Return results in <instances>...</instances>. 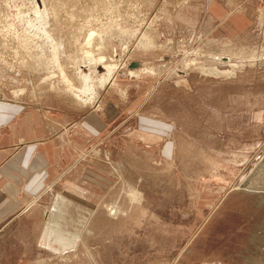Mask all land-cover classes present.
<instances>
[{
  "label": "rangeland",
  "instance_id": "1",
  "mask_svg": "<svg viewBox=\"0 0 264 264\" xmlns=\"http://www.w3.org/2000/svg\"><path fill=\"white\" fill-rule=\"evenodd\" d=\"M1 102L66 144L0 264H264V0H0Z\"/></svg>",
  "mask_w": 264,
  "mask_h": 264
},
{
  "label": "crops",
  "instance_id": "2",
  "mask_svg": "<svg viewBox=\"0 0 264 264\" xmlns=\"http://www.w3.org/2000/svg\"><path fill=\"white\" fill-rule=\"evenodd\" d=\"M227 15L225 13L224 18ZM224 18L221 21L226 23L231 17ZM1 105L2 102L0 103V221H3L17 214L24 207L27 198L32 200L37 193L42 192L51 172L61 168L62 156L60 157L59 150L61 148L65 150L66 143L65 137L48 142L45 129L40 125L36 128L26 125L25 133L17 132V125L15 127L12 125L11 131L3 128L6 126L5 123H8L7 120L11 121L15 115L6 113L3 108L1 109ZM59 135L60 133L57 137ZM16 138H26L27 141L17 149L13 147ZM50 162H54V165L51 166Z\"/></svg>",
  "mask_w": 264,
  "mask_h": 264
},
{
  "label": "bare ground",
  "instance_id": "3",
  "mask_svg": "<svg viewBox=\"0 0 264 264\" xmlns=\"http://www.w3.org/2000/svg\"><path fill=\"white\" fill-rule=\"evenodd\" d=\"M92 38V35L90 36V39ZM89 39V41H90ZM89 45V44H87ZM90 58V57H89ZM92 58V57H91ZM93 59V58H92ZM91 60V62L89 63L88 66H91V68H94V71L96 72L97 70V66L95 64L92 63V61L94 60ZM98 62V61H97ZM96 62V63H97ZM100 62V60H99ZM83 64H88V63H83ZM95 65V66H94ZM111 67H109V74L105 77L102 78V81H101V88L105 87L107 84H109V82L113 79V74H114V70L110 69ZM115 68V67H114ZM93 70V69H92ZM134 74V73H133ZM139 75V74H138ZM132 76V75H131ZM66 79V83L68 84L67 86L68 87H72V82H70L67 78ZM81 80H82V87L81 89H79L77 92L80 94L79 96L77 95H74L73 97L75 98V100H77V102H79V104H82V105H86L87 102H89V104H92L94 101L93 99L95 98L94 96L96 95L95 91V86H94V80H93V75L90 74L89 76H82L81 77ZM72 84V85H71ZM98 84V83H97ZM77 90V89H75ZM76 93V92H75ZM89 96H92V97H89ZM86 98L87 100H83L82 98ZM89 97V98H87Z\"/></svg>",
  "mask_w": 264,
  "mask_h": 264
}]
</instances>
